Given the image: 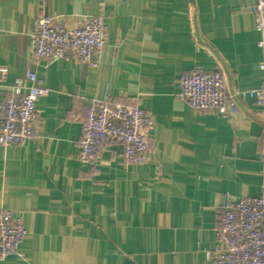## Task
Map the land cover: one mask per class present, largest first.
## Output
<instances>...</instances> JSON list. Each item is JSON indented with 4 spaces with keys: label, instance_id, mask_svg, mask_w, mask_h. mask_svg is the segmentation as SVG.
Returning a JSON list of instances; mask_svg holds the SVG:
<instances>
[{
    "label": "crops",
    "instance_id": "1",
    "mask_svg": "<svg viewBox=\"0 0 264 264\" xmlns=\"http://www.w3.org/2000/svg\"><path fill=\"white\" fill-rule=\"evenodd\" d=\"M254 0H0V99L34 70L48 92L37 101L35 136L0 145V208L27 234L0 264H212L226 192L258 196L264 107L240 99L222 115L179 97L181 75L222 69L228 89L263 80ZM102 14L107 45L98 65L77 58L36 64L35 21L67 27ZM138 104L154 120L150 154L126 163L108 140L96 164L80 159L82 120L95 98Z\"/></svg>",
    "mask_w": 264,
    "mask_h": 264
},
{
    "label": "built area",
    "instance_id": "2",
    "mask_svg": "<svg viewBox=\"0 0 264 264\" xmlns=\"http://www.w3.org/2000/svg\"><path fill=\"white\" fill-rule=\"evenodd\" d=\"M257 45L262 52L259 63L263 80L258 88L228 89L222 69L207 71L197 66L185 71L179 80V97L196 111L214 110L227 115L235 102L246 97L264 107V0H254ZM108 24L102 14L82 18L67 27L55 16H42L33 26L31 55L36 64L55 60L79 59L91 67L107 45ZM8 75L0 67V81ZM9 96L0 99V145L22 144L35 136L41 122L37 101L48 89L36 71L15 79ZM152 114L138 104L115 103L112 97L93 99L82 120L80 159L96 164L108 140L122 144L126 163L143 164L150 154L149 132ZM263 173L258 196L234 197L224 194L216 225V244L206 251L212 264H264V148L261 153ZM27 234L23 218L11 209L0 208V261L17 254Z\"/></svg>",
    "mask_w": 264,
    "mask_h": 264
}]
</instances>
